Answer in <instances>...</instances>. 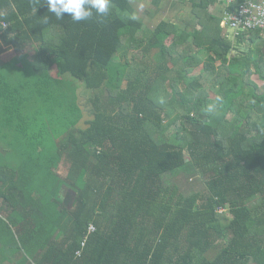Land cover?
Instances as JSON below:
<instances>
[{
    "label": "trees",
    "instance_id": "1",
    "mask_svg": "<svg viewBox=\"0 0 264 264\" xmlns=\"http://www.w3.org/2000/svg\"><path fill=\"white\" fill-rule=\"evenodd\" d=\"M217 1L187 30L0 0L33 52L0 60V264H264V57L230 54Z\"/></svg>",
    "mask_w": 264,
    "mask_h": 264
},
{
    "label": "rangeland",
    "instance_id": "2",
    "mask_svg": "<svg viewBox=\"0 0 264 264\" xmlns=\"http://www.w3.org/2000/svg\"><path fill=\"white\" fill-rule=\"evenodd\" d=\"M134 4L136 6L137 15L142 17L146 23V29L154 26L158 20L164 19L174 22L177 21L176 23L179 21L180 25L185 28L190 27L193 22L190 3L186 0H136ZM225 28L228 32V37L232 38L234 30L226 26ZM32 55V49L16 51L9 45L4 44L0 39V60H10L18 57L22 64L29 65ZM201 68L202 67H198L194 74H198ZM178 178L180 183H183L185 186L192 185L194 182V180L192 181V176H188L186 173H181ZM71 197L68 203H70V200H73V196Z\"/></svg>",
    "mask_w": 264,
    "mask_h": 264
},
{
    "label": "crops",
    "instance_id": "3",
    "mask_svg": "<svg viewBox=\"0 0 264 264\" xmlns=\"http://www.w3.org/2000/svg\"><path fill=\"white\" fill-rule=\"evenodd\" d=\"M186 1L190 3V11H191V15H192L191 17H192L193 22L190 25V27H187L188 29L185 27H182L179 21L177 24L183 29L193 30L197 26L196 25L197 20L192 13V3L190 2V0H186ZM257 1H262V0H257ZM210 9L214 14H217L218 16L223 17L224 12L230 9V7L228 6L226 1L218 0L215 4L211 6ZM159 21L161 20H158L156 23H158ZM167 21H171V20H167ZM225 32L228 34L226 28H225ZM243 33L245 34H243L240 38H238L237 37L238 35L236 36L235 34H233V37L230 38L232 41H234V45H235L234 50H232L230 54L234 56L239 55L243 57L252 56L255 58L256 61L257 59L264 57V31L250 30V31H245ZM247 62L252 63L250 69L252 71H255L257 67L255 64H253V60H251L250 58H247ZM252 80L255 81L259 86H262L264 84V81L260 78L258 73L254 72L252 74Z\"/></svg>",
    "mask_w": 264,
    "mask_h": 264
},
{
    "label": "built area",
    "instance_id": "4",
    "mask_svg": "<svg viewBox=\"0 0 264 264\" xmlns=\"http://www.w3.org/2000/svg\"><path fill=\"white\" fill-rule=\"evenodd\" d=\"M230 9L223 14V24L234 30L237 36L245 31H264V0H224ZM232 6V7H231ZM96 230L94 225L89 226V233ZM86 240L82 242L84 246Z\"/></svg>",
    "mask_w": 264,
    "mask_h": 264
},
{
    "label": "clouds",
    "instance_id": "5",
    "mask_svg": "<svg viewBox=\"0 0 264 264\" xmlns=\"http://www.w3.org/2000/svg\"><path fill=\"white\" fill-rule=\"evenodd\" d=\"M48 11L57 19H63L65 14L74 22L89 21L96 17H106L110 14L112 0H46ZM130 19L136 20V15ZM216 105H210L208 112L213 113Z\"/></svg>",
    "mask_w": 264,
    "mask_h": 264
}]
</instances>
